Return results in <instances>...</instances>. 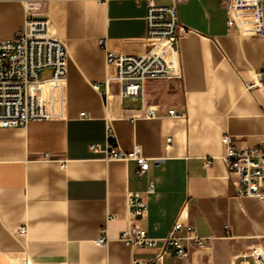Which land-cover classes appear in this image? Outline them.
Here are the masks:
<instances>
[{"label":"crops","instance_id":"obj_1","mask_svg":"<svg viewBox=\"0 0 264 264\" xmlns=\"http://www.w3.org/2000/svg\"><path fill=\"white\" fill-rule=\"evenodd\" d=\"M24 2L0 0V40L24 27ZM178 7L189 31L177 51L173 41L160 44L177 55L180 75L147 80L142 96L121 97L114 84L106 101L94 83L115 74L107 51L149 48L145 2L46 1L51 29L68 48L67 79L44 83L49 118L0 129V264H240L243 253L263 243L264 201L238 195L219 156L224 134L239 146L264 139V86L247 87L264 70V35L254 32L249 10L234 13L230 26L222 0H185ZM42 72V80L52 78L50 70ZM148 107L164 116L134 117ZM169 109L184 116H165ZM108 112L117 144L126 151L140 146L150 160L146 174H137L134 159L108 161L90 150L91 143L106 142ZM150 183L155 191L147 194ZM132 192L147 203L137 222L158 239L154 247L120 239ZM182 211L200 236L215 237L210 252L156 258ZM104 233L108 241L97 243Z\"/></svg>","mask_w":264,"mask_h":264},{"label":"built area","instance_id":"obj_2","mask_svg":"<svg viewBox=\"0 0 264 264\" xmlns=\"http://www.w3.org/2000/svg\"><path fill=\"white\" fill-rule=\"evenodd\" d=\"M26 22L24 27L9 40H0V129L21 127L30 121L49 118L47 96L44 83L57 81L64 83L67 79L68 48L52 31L51 20L44 13L48 0H24ZM108 1V0H100ZM138 4L145 2L147 7L146 27L149 48L140 54H124L107 51V66L115 69V74H108L104 81L94 83V88L109 101L112 87L119 86L121 97L142 96L145 82L151 78H170L179 76L177 55L171 57L168 47H161L162 40L175 43L189 31L180 19L179 3L185 0H172L170 5L160 4L158 0H135ZM228 11V24H235L233 14L240 10H249L254 16V32L264 35V0H222ZM98 43L105 45L100 39ZM50 70L52 78L41 79L43 70ZM104 85V89L102 88ZM264 86V70L247 83L249 89ZM109 108V105H108ZM86 118V111L81 112ZM149 118L163 117L156 107H148L134 114ZM169 117H183L176 109H169ZM112 116H106V142H94L90 150L105 154L108 161H129L134 159L139 164L137 174L142 176L150 169V160L143 155L140 146L131 151L121 148L116 140L112 125ZM172 137H168V146ZM224 152L220 159L228 169V176L234 184L238 195L256 197L264 201V139L254 145L239 146L229 134L222 137ZM215 157L206 159L205 165L212 166ZM155 191V184L150 183L145 193ZM129 225L121 233L120 239L130 247H154L158 239L149 235L147 229L137 222L148 210L147 203L140 192L127 196ZM115 218V215L109 217ZM27 228L23 227L22 232ZM103 232H106L103 230ZM215 237H204L197 233L195 225L188 221L184 211L180 213L156 258L174 252L178 257L188 259L192 256L201 258L210 252ZM264 238V237H263ZM97 243L108 241L106 233ZM136 264H152L136 262ZM240 264H264V241L241 255Z\"/></svg>","mask_w":264,"mask_h":264},{"label":"rangeland","instance_id":"obj_3","mask_svg":"<svg viewBox=\"0 0 264 264\" xmlns=\"http://www.w3.org/2000/svg\"><path fill=\"white\" fill-rule=\"evenodd\" d=\"M48 75V71H44V72H42V77H45V76H47Z\"/></svg>","mask_w":264,"mask_h":264},{"label":"bare ground","instance_id":"obj_4","mask_svg":"<svg viewBox=\"0 0 264 264\" xmlns=\"http://www.w3.org/2000/svg\"><path fill=\"white\" fill-rule=\"evenodd\" d=\"M165 40H167V39H165ZM162 41H164V40H162ZM55 82H57V81H55Z\"/></svg>","mask_w":264,"mask_h":264}]
</instances>
